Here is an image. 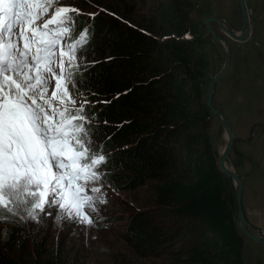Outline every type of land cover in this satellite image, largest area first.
<instances>
[{"label": "trees", "instance_id": "16d2710c", "mask_svg": "<svg viewBox=\"0 0 264 264\" xmlns=\"http://www.w3.org/2000/svg\"><path fill=\"white\" fill-rule=\"evenodd\" d=\"M167 8L134 22L106 13L87 20L94 25L87 50L98 63L78 77L79 89L91 100L111 101L92 109L102 122L95 128L115 147L106 180L128 189L149 184L161 216L136 217L123 239L135 258L157 256L185 224L188 240L169 250L168 264H243L233 192L208 142L190 44L179 38L183 16L176 6ZM6 226L0 264H65L55 249L43 255L39 241L30 252L21 223Z\"/></svg>", "mask_w": 264, "mask_h": 264}, {"label": "snow or ice", "instance_id": "6c2138e0", "mask_svg": "<svg viewBox=\"0 0 264 264\" xmlns=\"http://www.w3.org/2000/svg\"><path fill=\"white\" fill-rule=\"evenodd\" d=\"M98 14H84L62 0H0L4 225L42 224L45 217H54L57 225L69 222L87 229L103 219L101 206L108 204L106 188L111 187L105 182L109 156L104 144L95 143L97 115L92 109L111 101L90 100L77 79H83L89 63H98L84 56L94 25L77 31L78 17L95 20ZM9 233L5 226L0 238Z\"/></svg>", "mask_w": 264, "mask_h": 264}, {"label": "rangeland", "instance_id": "374dc122", "mask_svg": "<svg viewBox=\"0 0 264 264\" xmlns=\"http://www.w3.org/2000/svg\"><path fill=\"white\" fill-rule=\"evenodd\" d=\"M62 3L78 8L84 14L115 13L114 17L130 22L138 21L141 15L152 13L153 10L159 12L162 6L169 7V10L176 6L183 16L180 21L183 31L179 38L190 44L191 66L199 88V101L203 110L207 111L205 127L208 142L211 151L216 148L224 129L220 121L205 107L204 99L210 79L223 65L224 53L207 32L203 19L218 18L239 32L241 22L237 0H62ZM244 5L248 35L241 41L230 39L216 23L208 22L213 35L223 39L228 48V65L224 74L212 86L211 103L221 113L232 132L227 164L235 173V146L242 125L258 123V126L263 127L261 132H264V0H244ZM88 19L87 15H81L78 17V25L84 27ZM84 56L86 61L94 59L89 50L84 52ZM100 123L102 122L97 119L96 126ZM249 128L248 126L247 130ZM99 131L95 128V143L97 146L105 145V154L110 159L115 147ZM105 170L108 171L107 168ZM218 172L234 194V181ZM105 182L111 185L106 188L108 204L101 206L100 216L103 219L97 220L95 227L85 229L83 225L69 222L57 225L54 217H45L42 224L31 221L21 223L30 252L31 243L39 241L43 255H50L55 249L65 264H127L130 261L136 264H168L171 261L169 250L187 242L184 235L188 233V226L183 224L181 235L163 246L162 254L135 258L123 239L128 224L136 217H161L158 214L159 208L153 201L150 185L128 189L121 188L119 182L113 179ZM232 212L235 221L234 196ZM5 226L0 223V232ZM237 231L240 236L243 235L238 229ZM254 231L264 236L263 232L256 229ZM241 250L243 264H264L262 244L244 236Z\"/></svg>", "mask_w": 264, "mask_h": 264}, {"label": "crops", "instance_id": "0c3cea01", "mask_svg": "<svg viewBox=\"0 0 264 264\" xmlns=\"http://www.w3.org/2000/svg\"><path fill=\"white\" fill-rule=\"evenodd\" d=\"M250 124L249 130L242 125L236 140V173L241 182L240 200L245 220L252 229L264 234V132L258 123ZM244 236L241 235L242 244Z\"/></svg>", "mask_w": 264, "mask_h": 264}, {"label": "water", "instance_id": "95a60500", "mask_svg": "<svg viewBox=\"0 0 264 264\" xmlns=\"http://www.w3.org/2000/svg\"><path fill=\"white\" fill-rule=\"evenodd\" d=\"M238 8H239V16H240V22H241V29L240 33L238 35H234L231 32L227 31L224 29L221 24H220V19L215 18V17H205L203 19V23L205 24V28L207 32L210 34L212 39L218 43L222 42L225 45V53H224V62L219 71L210 79L207 89H206V94H205V99H204V105L205 107L209 110V112L212 114V116L219 121L220 119V124L223 127L225 134H226V141L224 144V147L220 153V155H217V152L215 149H213L212 155L215 158V163H216V168L218 171H220L222 174H224L226 177L230 178L231 180L234 181V204L236 208V216H235V225L236 228L246 237L250 238L251 240L260 243L264 245V236L259 234L258 232L254 231L247 222L245 221V217L242 211L241 207V200H240V194H241V182L237 174L232 170L231 167L228 166L227 164V156L229 153V149L232 144V132L230 131V128L228 126V123L226 120L222 117L221 113L214 108V106L211 103V94H212V86L213 84L224 74L227 65H228V48L226 42L213 35L211 30L209 29L208 22L212 21L216 24H219L221 28L226 32L227 36L235 41H241L246 38L248 35V20H247V15H246V9L244 5V0H237Z\"/></svg>", "mask_w": 264, "mask_h": 264}, {"label": "bare ground", "instance_id": "6f19581e", "mask_svg": "<svg viewBox=\"0 0 264 264\" xmlns=\"http://www.w3.org/2000/svg\"><path fill=\"white\" fill-rule=\"evenodd\" d=\"M220 24L221 26L226 29L227 31L231 32L232 34L234 35H238L240 33V31H234L233 29H231L230 27H228V25H226L222 20H220ZM219 26V28L226 34V32L221 28V26L219 24H217ZM227 35V34H226ZM218 46L220 47V49L223 51V53H225V45L224 43H222L221 41L217 43ZM220 121V119H219ZM225 141H226V134H225V131L223 130V136H222V139L221 141L217 144V146H215L216 148V152H217V155L219 156L223 147H224V144H225ZM233 183V182H232Z\"/></svg>", "mask_w": 264, "mask_h": 264}]
</instances>
